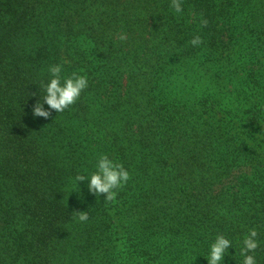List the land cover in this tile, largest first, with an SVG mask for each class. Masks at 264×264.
Here are the masks:
<instances>
[{"label":"trees","instance_id":"16d2710c","mask_svg":"<svg viewBox=\"0 0 264 264\" xmlns=\"http://www.w3.org/2000/svg\"><path fill=\"white\" fill-rule=\"evenodd\" d=\"M54 63L88 87L34 118ZM263 127L264 0H0V264H241L253 228L264 264ZM102 153L112 201L74 185Z\"/></svg>","mask_w":264,"mask_h":264},{"label":"clouds","instance_id":"9594fccd","mask_svg":"<svg viewBox=\"0 0 264 264\" xmlns=\"http://www.w3.org/2000/svg\"><path fill=\"white\" fill-rule=\"evenodd\" d=\"M170 7L176 14H181L183 0H170ZM126 38L124 34L119 36L121 41ZM201 42L198 35L189 41L193 47L199 46ZM47 71L49 79L41 85L44 93L43 98L37 99L31 109L34 118L45 120L53 111L57 115L73 106L80 98L81 93L88 87V78L85 74L73 71L69 75H62L64 72L62 63L50 64ZM130 178L128 169L122 163L110 158L108 154L102 153L96 159L95 171L91 174L77 173L74 177V185L78 189V182H84L90 194L97 197L103 194V200L112 201L115 200L118 190L123 188ZM77 216L82 223L89 220L87 212H79ZM257 236L258 232L253 228L249 229L239 240V254L243 257L241 264H257V257L254 254L259 247ZM230 249L235 255L233 241L223 234H217L208 244L207 256L203 258L206 260V264H225L226 257L232 260L234 256L229 254Z\"/></svg>","mask_w":264,"mask_h":264},{"label":"rangeland","instance_id":"374dc122","mask_svg":"<svg viewBox=\"0 0 264 264\" xmlns=\"http://www.w3.org/2000/svg\"><path fill=\"white\" fill-rule=\"evenodd\" d=\"M263 129H264V127H263Z\"/></svg>","mask_w":264,"mask_h":264}]
</instances>
